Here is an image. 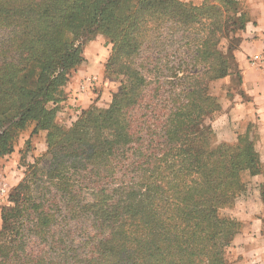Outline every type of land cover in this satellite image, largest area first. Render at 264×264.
Returning <instances> with one entry per match:
<instances>
[{"label":"trees","instance_id":"trees-1","mask_svg":"<svg viewBox=\"0 0 264 264\" xmlns=\"http://www.w3.org/2000/svg\"><path fill=\"white\" fill-rule=\"evenodd\" d=\"M243 9L237 0H0V158L30 120L47 129L50 156L28 166L2 208L0 264H229L238 223L221 210L261 162L247 136L215 142L209 119L220 103L210 83L237 72ZM150 22L157 33L201 26L195 58L205 66L190 76L185 102L146 97L145 139V78L128 61ZM98 33L113 43L109 76H137L64 129L50 103Z\"/></svg>","mask_w":264,"mask_h":264},{"label":"crops","instance_id":"crops-1","mask_svg":"<svg viewBox=\"0 0 264 264\" xmlns=\"http://www.w3.org/2000/svg\"><path fill=\"white\" fill-rule=\"evenodd\" d=\"M237 1L243 5L247 16L244 28L237 32L239 41L233 51L237 72L210 83V92L217 97L220 108L211 116L209 123L214 130L216 143L237 144L242 137L247 136L258 152L261 170L245 173L244 190L231 206L223 208V213L238 223L227 250L230 263L264 264V69L259 62L253 61L256 56L264 53V0ZM83 48L85 60L80 65L81 73L72 77L70 87L67 88L71 93L69 95L74 97L72 100L81 109L94 103L108 106L110 96L117 89L115 81L110 77L105 84L102 83L111 46L106 36L101 34L89 39ZM91 73L100 74V81L97 82L100 85L94 91L88 81H81L82 77ZM79 81L80 86H77ZM37 139L45 142L47 131L37 134ZM25 140H20L15 150L3 157L0 166V180L8 182L4 186L6 193L0 195V226L2 208L7 203L5 195L21 179L22 167L19 162Z\"/></svg>","mask_w":264,"mask_h":264},{"label":"rangeland","instance_id":"rangeland-1","mask_svg":"<svg viewBox=\"0 0 264 264\" xmlns=\"http://www.w3.org/2000/svg\"><path fill=\"white\" fill-rule=\"evenodd\" d=\"M184 1H192L193 3L199 5L203 0ZM151 23L152 22L149 23L150 25L148 28L150 30H148V33L145 35V39L143 45L141 46L140 52L132 58V62H130V60L128 61L129 64L131 63V66L133 68L132 70H137V72H139L140 75L144 76L145 78V100L143 106L139 109L140 114L137 116V125L144 126L143 134L145 139L146 136L148 138L149 134H146V123L141 124L142 119L140 115L142 116V118L146 119V97L147 100H156L157 102L159 101L161 107H164L165 105L173 106L175 103L176 105H179L180 103L185 102V100H187V96L182 91L186 85H190L192 82H194L190 76H200L205 66L204 62L195 58V55L197 53L196 48L198 46V38L203 34V29L201 26L197 25L196 27L177 28L172 25L164 24L160 28V33H157L154 32V29L152 28L154 27V25L153 23ZM97 35H101V33H98ZM97 35L89 36L87 41L89 39H94ZM106 38L107 43H109V45L111 46V51L109 54L110 58L113 50V43L111 42L109 37L106 36ZM220 44V46L228 45L227 39L222 38L220 40ZM108 60L106 62V65L108 63ZM79 71L80 66L77 68V70L72 71L69 74V81L63 87V94H61L57 102L50 103L57 110L55 122L64 129L71 127L73 123L79 119L84 110L90 109V107L92 106H98L101 108H106L109 106H101L94 103L88 108L81 109V106H79L77 102L72 100L74 99V97L69 95L71 93H69L67 88L70 87L72 77L81 73ZM109 74L113 75L111 71H108L106 69L104 75L102 76V83L105 84V82H107L110 77L115 81V84L117 85L116 91L113 92V94L110 96V104L112 102L113 95L118 92L126 82H128L129 76L137 75L135 73H131L114 74L116 76H109ZM89 76H96V80H93L91 83H89L90 88L94 91V88L96 89L100 85L97 83L98 81H100V74L91 73V75ZM85 78L86 77H82L81 81L83 82ZM79 83L80 81L78 82L77 86H80ZM175 99L179 100L176 102ZM36 126L37 121H28L25 128L19 134V137L15 143L14 150L16 146L19 145L20 140H22L23 138L26 139L21 147L22 155L20 159L21 161L19 163H21L20 168L22 167V172L19 182L25 176V172L27 171L29 165L34 164L37 161L40 167H45L50 162V156L47 152V140L42 143V141H39L37 139V134H39L41 131H47V129L40 128L38 130H35ZM2 160L3 158L1 157L0 166L2 165ZM0 182V186H5L8 183L5 179L0 180ZM16 185L11 188L8 185L10 189L5 195V198L7 199V203L5 205L11 204L10 195ZM85 195L90 196L88 192H86ZM221 212L223 213L222 210ZM228 263L231 264L229 259Z\"/></svg>","mask_w":264,"mask_h":264},{"label":"built area","instance_id":"built-area-1","mask_svg":"<svg viewBox=\"0 0 264 264\" xmlns=\"http://www.w3.org/2000/svg\"><path fill=\"white\" fill-rule=\"evenodd\" d=\"M253 61L254 62H256V61L259 62L261 64L262 68L264 69V53L260 54L259 56H256L253 59ZM93 80H96V76L95 77L94 76H87L85 78V81H88V84L91 83ZM82 83H84V82H82ZM81 88L84 89V86L82 84H81ZM5 191L6 190H5L4 186L3 185L0 186V195H3L4 193H6Z\"/></svg>","mask_w":264,"mask_h":264}]
</instances>
